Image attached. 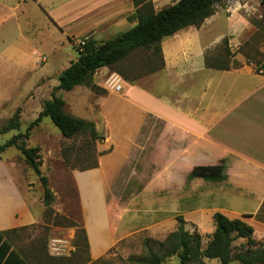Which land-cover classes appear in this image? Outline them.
<instances>
[{"label": "rangeland", "instance_id": "obj_1", "mask_svg": "<svg viewBox=\"0 0 264 264\" xmlns=\"http://www.w3.org/2000/svg\"><path fill=\"white\" fill-rule=\"evenodd\" d=\"M68 1L0 0V130L17 109L21 122L18 130L0 133V145L26 132L59 85L61 74L77 59L78 42L90 39L68 33L72 27L77 28L72 18L80 7L76 4L60 7ZM89 1H92L87 10L90 18L97 15L105 18L123 0ZM176 1L153 0L156 10ZM262 19L264 0H226L218 4L214 14L200 27H192L201 30L196 32L197 44H206L204 63L208 56L213 66H229L238 72L249 68L264 74ZM106 38L109 39L104 35L100 37L103 41L97 42ZM161 65L162 59L156 52L140 49L118 69L130 78L141 76L140 83L147 87L146 76L159 72L152 70ZM206 71L209 70L203 71V78ZM110 72L120 74L111 69L95 73L94 83L101 88L98 92L85 86L56 92L65 100L69 115L92 121L105 135V141L95 145L97 152L112 147L104 155V196H84L80 191L83 178L79 174L84 172L81 167L93 158L89 137L65 138L49 117L31 130L27 143L41 148L40 170L54 194L53 213L46 212L39 178L19 150L11 147L0 154L13 163L11 173L18 191L37 214L35 224L8 235L12 246L28 264H129V257L145 253V240L157 250L158 243L177 229L178 216L184 218L187 230L202 234L206 245L208 236L215 231L214 213L247 221V213L251 212L247 205L257 200L249 185L252 183L247 181L246 185L239 178L223 183L188 181V174L195 166L215 165L222 158L194 137L178 135L164 121L155 122L144 140L137 143L139 147L124 146V137L135 135V121L129 114L125 118L126 127L118 124L120 96L104 83ZM233 160L234 157H228L229 164ZM86 201H95V207L99 208L94 218L98 221L94 230L97 242L101 244L106 235L108 240L107 248L97 258L92 256L91 245L85 240ZM249 220L252 222V217ZM255 228L259 236L261 229ZM246 242L236 239L234 249ZM165 262L178 264V259L171 257ZM205 264L221 262L206 259Z\"/></svg>", "mask_w": 264, "mask_h": 264}, {"label": "crops", "instance_id": "obj_2", "mask_svg": "<svg viewBox=\"0 0 264 264\" xmlns=\"http://www.w3.org/2000/svg\"><path fill=\"white\" fill-rule=\"evenodd\" d=\"M91 2L69 0L61 4L60 7L80 6L72 18L73 24H78L77 28L72 27L68 32L72 36L103 41L100 37L107 35L111 39L136 24L132 19L135 8L131 0L118 3L114 12L105 18L101 15L90 18L87 10ZM200 31L191 27L163 39L164 67L146 76L148 86L140 83L143 79L140 77L132 83L125 81L123 91L115 93L120 96L118 100L122 107L118 111L121 117L118 124L126 127L125 118L129 114L135 121V135H126L124 146L139 147L137 143H141L146 132L161 120L178 135L194 137L206 148H211L222 158L220 162H226V181L239 178L246 181V185L247 181L252 183L249 185L257 200L247 205L251 212L247 213L246 222L254 228L253 238L264 243V222L255 217L264 202V74L254 73L249 68L241 72L233 67L228 70L206 68L203 58L206 44L199 45L195 39L196 32ZM205 69L209 71L203 78ZM108 70L104 67L100 72ZM124 154L128 155V152ZM230 156L234 160L229 164ZM104 159V156L100 158L99 167L79 174V178H83L80 191L84 196L105 195ZM11 168L13 163L0 155L1 231L29 226L38 219L18 191ZM84 212L91 254L97 258L108 246L107 235L101 244L95 238L98 221L94 218L99 213L95 201H86ZM99 223L101 225L102 220L99 219ZM255 227L261 229L259 236Z\"/></svg>", "mask_w": 264, "mask_h": 264}, {"label": "trees", "instance_id": "obj_3", "mask_svg": "<svg viewBox=\"0 0 264 264\" xmlns=\"http://www.w3.org/2000/svg\"><path fill=\"white\" fill-rule=\"evenodd\" d=\"M226 0H177L171 5L156 10L153 0H132L135 8L132 19L136 24L126 32H123L104 42L89 39L76 60L59 77V85L53 90L51 98L45 101L38 117L29 125L25 133L14 135L4 144L0 145V154L8 148L14 147L21 153L26 164L30 166L42 186L43 203L48 214L53 213L52 204L54 194L49 186L48 178L42 174L41 148L30 147L27 140L31 130L44 118L49 117L54 125L60 130L63 137L74 138L78 135L89 137V148L92 153V162L81 167L82 171L92 170L99 167L102 156L111 152H97L95 145L105 141V135L100 133L92 121L69 115L65 111L66 102L57 96L58 90L72 91L77 86H85L93 91L101 88L94 83V75L100 69L107 67L120 73L122 78L132 83L139 79L127 77L125 72L118 69L126 59L140 49H152L162 59V65L152 72L164 67L161 42L178 32L190 27H200L202 23L211 17L218 4ZM205 58V66L209 69L228 70L229 66H213ZM119 74V75H120ZM21 126L20 109L1 128L4 134L11 130H18ZM227 166L223 160L215 165L195 166L188 174L187 180L202 179L207 182L220 183L227 180ZM264 222V202L255 216ZM177 229L172 232L164 242L158 243V249L154 250L149 240H145L143 246L145 253L139 257H129V264H169L167 258L176 257L178 264H205L206 259H217L221 264H264V243L256 241L254 228L241 218H229L216 212L213 215L215 231L208 236L206 245L203 236L198 231L190 232L185 228V220L182 216L177 217ZM25 227L9 231L0 230V264H28L27 260L12 246L8 235L25 229ZM236 239H246L238 250L234 249ZM85 240L88 242L86 234Z\"/></svg>", "mask_w": 264, "mask_h": 264}, {"label": "built area", "instance_id": "obj_4", "mask_svg": "<svg viewBox=\"0 0 264 264\" xmlns=\"http://www.w3.org/2000/svg\"><path fill=\"white\" fill-rule=\"evenodd\" d=\"M262 23L264 25V19H262ZM86 43H87L86 39L80 40L78 42L77 46H78L80 51L83 49V47L86 45ZM104 83L109 88H111V90L115 93H121L123 91V86H124L123 79L119 74H117L115 72H110L109 76H107L105 78Z\"/></svg>", "mask_w": 264, "mask_h": 264}]
</instances>
